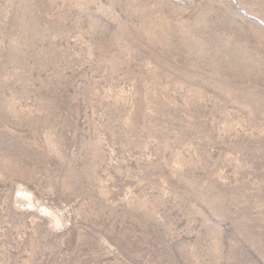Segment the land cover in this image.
<instances>
[{
  "label": "rangeland",
  "instance_id": "1",
  "mask_svg": "<svg viewBox=\"0 0 264 264\" xmlns=\"http://www.w3.org/2000/svg\"><path fill=\"white\" fill-rule=\"evenodd\" d=\"M0 264H264V0H0Z\"/></svg>",
  "mask_w": 264,
  "mask_h": 264
}]
</instances>
